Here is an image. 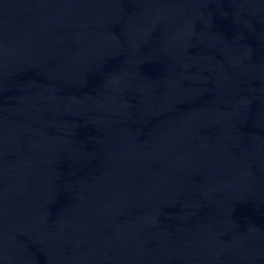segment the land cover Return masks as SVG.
Returning a JSON list of instances; mask_svg holds the SVG:
<instances>
[{
	"label": "water",
	"instance_id": "1",
	"mask_svg": "<svg viewBox=\"0 0 264 264\" xmlns=\"http://www.w3.org/2000/svg\"><path fill=\"white\" fill-rule=\"evenodd\" d=\"M0 264H264V199L0 121Z\"/></svg>",
	"mask_w": 264,
	"mask_h": 264
}]
</instances>
